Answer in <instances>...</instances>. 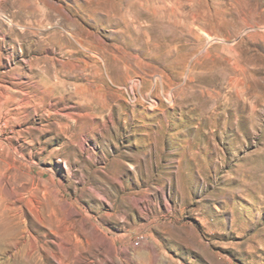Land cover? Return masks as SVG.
Wrapping results in <instances>:
<instances>
[{
	"label": "rangeland",
	"instance_id": "obj_1",
	"mask_svg": "<svg viewBox=\"0 0 264 264\" xmlns=\"http://www.w3.org/2000/svg\"><path fill=\"white\" fill-rule=\"evenodd\" d=\"M0 264H264V0H0Z\"/></svg>",
	"mask_w": 264,
	"mask_h": 264
},
{
	"label": "bare ground",
	"instance_id": "obj_2",
	"mask_svg": "<svg viewBox=\"0 0 264 264\" xmlns=\"http://www.w3.org/2000/svg\"><path fill=\"white\" fill-rule=\"evenodd\" d=\"M209 37V36H208Z\"/></svg>",
	"mask_w": 264,
	"mask_h": 264
}]
</instances>
